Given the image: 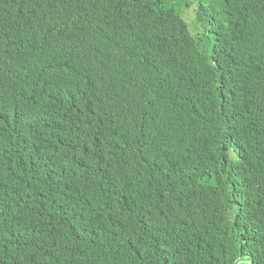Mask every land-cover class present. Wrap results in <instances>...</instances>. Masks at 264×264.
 <instances>
[{
  "label": "trees",
  "instance_id": "trees-1",
  "mask_svg": "<svg viewBox=\"0 0 264 264\" xmlns=\"http://www.w3.org/2000/svg\"><path fill=\"white\" fill-rule=\"evenodd\" d=\"M18 153L0 264H264V0H0Z\"/></svg>",
  "mask_w": 264,
  "mask_h": 264
},
{
  "label": "clouds",
  "instance_id": "clouds-1",
  "mask_svg": "<svg viewBox=\"0 0 264 264\" xmlns=\"http://www.w3.org/2000/svg\"><path fill=\"white\" fill-rule=\"evenodd\" d=\"M24 170V160L22 158V155L18 153L14 167L4 173L2 177H0V202L6 199H10L11 196L15 195L16 191H19L21 179H10L9 177L15 174H22ZM48 177L49 180H51L53 176L52 174H50L48 175ZM48 177L45 182L35 185L41 195V200L48 201L50 204H55L56 206H62V204L60 203V196L51 197L48 193Z\"/></svg>",
  "mask_w": 264,
  "mask_h": 264
}]
</instances>
